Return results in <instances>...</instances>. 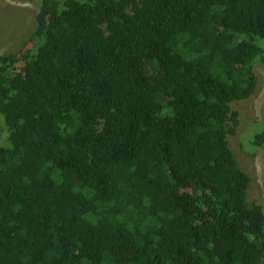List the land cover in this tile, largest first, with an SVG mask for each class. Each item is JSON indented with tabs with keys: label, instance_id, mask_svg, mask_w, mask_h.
Returning a JSON list of instances; mask_svg holds the SVG:
<instances>
[{
	"label": "trees",
	"instance_id": "obj_1",
	"mask_svg": "<svg viewBox=\"0 0 264 264\" xmlns=\"http://www.w3.org/2000/svg\"><path fill=\"white\" fill-rule=\"evenodd\" d=\"M258 63L264 0H39L0 52V264H263L227 139Z\"/></svg>",
	"mask_w": 264,
	"mask_h": 264
},
{
	"label": "rangeland",
	"instance_id": "obj_2",
	"mask_svg": "<svg viewBox=\"0 0 264 264\" xmlns=\"http://www.w3.org/2000/svg\"><path fill=\"white\" fill-rule=\"evenodd\" d=\"M38 1L0 0V52L16 50L27 41L35 26ZM255 72L256 92L244 101L231 104L239 113L240 124L236 134L227 139L239 166L251 178L247 202H259L264 208V145L257 147L252 143L255 135L264 130V64H256ZM7 134L0 136V146L7 144Z\"/></svg>",
	"mask_w": 264,
	"mask_h": 264
}]
</instances>
